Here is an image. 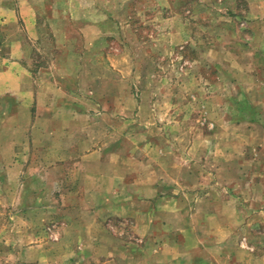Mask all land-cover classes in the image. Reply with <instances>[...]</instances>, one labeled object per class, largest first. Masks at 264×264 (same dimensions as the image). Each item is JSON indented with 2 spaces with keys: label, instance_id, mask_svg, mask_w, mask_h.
<instances>
[{
  "label": "rangeland",
  "instance_id": "rangeland-1",
  "mask_svg": "<svg viewBox=\"0 0 264 264\" xmlns=\"http://www.w3.org/2000/svg\"><path fill=\"white\" fill-rule=\"evenodd\" d=\"M15 38L0 264H199L194 199L264 209V0H0V67Z\"/></svg>",
  "mask_w": 264,
  "mask_h": 264
},
{
  "label": "crops",
  "instance_id": "crops-1",
  "mask_svg": "<svg viewBox=\"0 0 264 264\" xmlns=\"http://www.w3.org/2000/svg\"><path fill=\"white\" fill-rule=\"evenodd\" d=\"M7 57L6 65L0 67V78L7 77L15 80L17 75L22 73L31 76V72L24 65H20L21 59L27 58L21 40L15 38L11 42ZM125 58L124 54L108 58L110 64L123 77L126 76L123 71L126 67L122 65L121 60ZM49 69L45 68L43 72L48 75L50 73ZM13 86H15V83L10 82V80L5 84L0 82V90L10 91ZM55 87H58L57 84H55ZM23 89V91H26L27 88L23 87ZM100 102L103 103V101ZM76 132L79 133L78 130ZM76 132H73V137L78 135ZM194 200L195 202H201V204L194 203L193 208L188 209L183 217H195L198 220L197 225L200 228L196 231L199 233V242L196 246L202 257V259H199V264H264V245L259 244L253 238L255 231L253 225L256 222L264 224V209L251 208V213H249L247 219L238 221V211H232L231 215H228L229 212L224 209L222 200L217 199V197L214 198L211 194L203 195L201 198ZM172 201L175 202L173 197ZM199 205L202 206L200 210L198 209ZM175 209L170 213L173 214V217L176 216L174 215L176 214ZM180 213L181 211L178 212V214ZM238 222H241V224ZM174 230L184 236L187 234L185 227H174ZM192 230L194 232V228ZM241 238L245 239V244L241 242ZM172 258V264H191L188 262L191 259L186 255L182 257L183 260L177 256Z\"/></svg>",
  "mask_w": 264,
  "mask_h": 264
}]
</instances>
